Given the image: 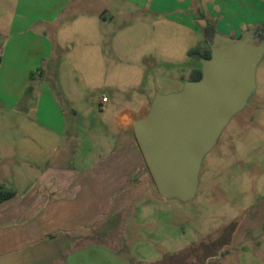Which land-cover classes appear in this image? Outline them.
<instances>
[{
	"label": "rangeland",
	"instance_id": "obj_1",
	"mask_svg": "<svg viewBox=\"0 0 264 264\" xmlns=\"http://www.w3.org/2000/svg\"><path fill=\"white\" fill-rule=\"evenodd\" d=\"M20 1L0 0V90L21 91L26 102L13 105L0 100V162H4L0 174L9 167L8 178L31 184L38 178V134H43L38 127L42 117L38 116V82L5 76L6 69L1 66ZM194 1L196 15L204 18L195 24L197 31L179 24L182 17L178 13L164 18L123 10L107 24L93 15L74 14V19L52 36L54 43L69 41L74 49L60 54L61 63L53 61L57 70L50 79L44 74V79L57 92L69 88L74 94L71 105L77 109L84 99L89 101L93 105L91 120L98 124L102 117L98 105L104 97L114 96L122 103L130 98L141 106L147 99L184 92L193 71L204 67L205 59L199 53L190 54L193 49H210L213 54L234 47L256 56L245 105L202 156L193 198L165 200L156 189L154 200L146 206L136 201L131 207L128 236L134 230L137 236L134 233L126 243L133 249L132 264H264V37L256 35L257 30H264V22L244 27L238 34L230 30L229 37L217 31L214 44H208L204 31L205 18L210 17L207 3L202 13ZM209 20L216 26V21ZM242 35L248 38L239 46H226L225 39L238 40ZM108 41L112 44L109 48ZM110 54L116 61L103 62L100 56ZM66 99V95L61 97L68 105ZM91 135L98 137L97 144L90 145L99 148L100 132L93 130ZM43 149L54 154L51 147ZM128 257L115 259L94 243L65 264H125ZM76 259L80 260L75 263Z\"/></svg>",
	"mask_w": 264,
	"mask_h": 264
},
{
	"label": "crops",
	"instance_id": "obj_2",
	"mask_svg": "<svg viewBox=\"0 0 264 264\" xmlns=\"http://www.w3.org/2000/svg\"><path fill=\"white\" fill-rule=\"evenodd\" d=\"M197 1L202 13L203 4L207 3L209 19L216 21L217 31L224 36L264 22V0ZM194 6V0L19 2L1 66L6 69L5 76L38 82V116H42L38 127L43 134H38V167L31 164L38 168V178H33L31 184L15 183L8 178L9 167L0 174L5 176L0 179V188L16 192L14 198L0 203V264H65L94 243L103 246L115 259L129 256L126 263H135L131 257L133 249L126 243L137 232L134 230L128 236L131 207L136 201L146 206L154 200L157 187L134 125L148 116L153 101L147 99L138 106L130 98L128 103H122L114 96L107 97L109 101L104 107L101 102L98 105L102 117L94 124L90 117L93 105L89 101L84 99L77 109L71 105L74 94L69 88L57 92L44 79V74L50 79L57 70L53 61L61 63L60 54L74 49L69 41L54 43L52 36L58 35L74 19V14L93 15L107 24L114 22L123 10L144 11L164 18L178 13L182 17L179 24L197 31L195 24L204 22V18L196 15ZM209 19L206 17L205 21ZM113 40L115 46L117 41ZM106 44L108 48L112 46L109 41ZM100 57L103 62L111 58L116 61L113 54ZM22 93L0 90V100L25 105ZM63 95L68 105L61 100ZM93 130L100 132L99 148L90 145L94 141L97 144L98 136L91 135ZM44 147H51L54 154Z\"/></svg>",
	"mask_w": 264,
	"mask_h": 264
},
{
	"label": "water",
	"instance_id": "obj_3",
	"mask_svg": "<svg viewBox=\"0 0 264 264\" xmlns=\"http://www.w3.org/2000/svg\"><path fill=\"white\" fill-rule=\"evenodd\" d=\"M256 56L229 48L203 61V76L184 92L157 97L136 138L163 199L188 200L196 193L202 156L214 146L243 106L253 81Z\"/></svg>",
	"mask_w": 264,
	"mask_h": 264
},
{
	"label": "trees",
	"instance_id": "obj_4",
	"mask_svg": "<svg viewBox=\"0 0 264 264\" xmlns=\"http://www.w3.org/2000/svg\"><path fill=\"white\" fill-rule=\"evenodd\" d=\"M203 15V14H201ZM205 34L208 37V44H214V40L217 37V28L215 24H213L210 20L207 21V26L205 27ZM249 35V34H248ZM256 35H259V37H264V30H257ZM248 37L245 35L240 36L238 40H228L225 39L226 41V46L232 47L235 45H240L243 40ZM200 54L205 60H209L212 57V52L210 49H205L204 52L201 51L200 48L198 49H193L190 51V54ZM32 76H35V73L32 74ZM203 73L201 70H196L193 72L192 75V81H199L202 79ZM16 196V192L14 190L8 189V188H0V203H3L5 201H8Z\"/></svg>",
	"mask_w": 264,
	"mask_h": 264
},
{
	"label": "built area",
	"instance_id": "obj_5",
	"mask_svg": "<svg viewBox=\"0 0 264 264\" xmlns=\"http://www.w3.org/2000/svg\"><path fill=\"white\" fill-rule=\"evenodd\" d=\"M108 98L107 97H104L102 100H101V106H105L107 103H108Z\"/></svg>",
	"mask_w": 264,
	"mask_h": 264
}]
</instances>
